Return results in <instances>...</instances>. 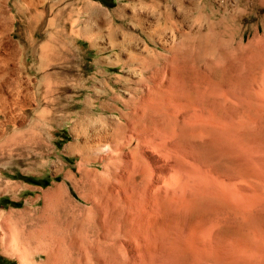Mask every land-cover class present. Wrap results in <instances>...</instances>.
<instances>
[{
    "label": "rangeland",
    "instance_id": "obj_1",
    "mask_svg": "<svg viewBox=\"0 0 264 264\" xmlns=\"http://www.w3.org/2000/svg\"><path fill=\"white\" fill-rule=\"evenodd\" d=\"M255 5L0 0V264H87L80 245L110 225L123 263H191L168 249L187 243L191 217L206 240L225 230L227 248L245 245L238 264H264V6ZM238 10L250 16L236 26ZM227 160L244 174L229 176ZM150 215L169 234L150 252L145 230L138 251L127 233Z\"/></svg>",
    "mask_w": 264,
    "mask_h": 264
},
{
    "label": "bare ground",
    "instance_id": "obj_2",
    "mask_svg": "<svg viewBox=\"0 0 264 264\" xmlns=\"http://www.w3.org/2000/svg\"><path fill=\"white\" fill-rule=\"evenodd\" d=\"M40 2V1H39ZM242 2H243V4L244 5H246V6H248V7H254V5L257 3L258 5H263L264 6V0H242ZM89 5V4H88ZM87 5V6H88ZM203 5L204 4H202V6L200 5L199 7H197V12L198 11H201L202 10V8H203ZM240 6H241V4H240ZM245 6V7H246ZM256 6V5H255ZM247 7V8H248ZM244 8V7H243ZM196 9V8H195ZM245 9V8H244ZM96 11H97V13H98V11H100V10H98V9H93V13H96ZM239 11V10H238ZM237 11V12H238ZM249 11V10H248ZM94 15V14H93ZM92 15V16H93ZM104 15V14H103ZM255 15V14H254ZM248 16H250V13H248V12H245V10H241V11H239L237 14L235 13V15L234 16H232V17H230L229 18V20L231 21V22H233L236 26L238 25V23L237 22H240V21H242L244 18H247ZM165 17V16H164ZM94 18V17H93ZM163 19V18H162ZM36 20V19H35ZM170 21V20H169ZM161 24V23H160ZM165 27V26H164ZM163 27V28H164ZM161 28V27H160ZM166 30H167V28H165ZM228 29V28H227ZM226 29V30H227ZM156 30V29H155ZM165 30V31H166ZM161 31H163V32H165L164 31V29L163 30H161ZM159 32V31H158ZM257 32V31H256ZM255 32V33H256ZM164 34V33H163ZM162 34V35H163ZM195 35H197V37H199V36H202L203 34L202 33H200L199 31H197V32H195L194 33V36ZM182 36V35H181ZM192 37V36H191ZM189 38H190V36H189ZM188 38V39H189ZM41 46V45H40ZM16 86V85H15ZM7 93V92H6ZM2 98L4 99V97H3V95H2ZM191 98V97H190ZM264 98V97H263ZM191 100V99H190ZM5 102V101H4ZM8 104V103H7ZM175 104V103H174ZM3 105V104H2ZM264 105V104H263ZM178 107V106H177ZM257 107V106H256ZM6 109V108H5ZM51 110V109H50ZM199 110V109H198ZM11 113V112H10ZM39 113V112H38ZM187 113V112H186ZM12 115V114H11ZM189 115V114H188ZM10 118H12L11 116H10ZM9 118V119H10ZM183 119V118H182ZM194 119V118H193ZM12 120V119H11ZM13 121V120H12ZM9 122V121H8ZM13 124V123H12ZM166 126V125H165ZM191 132V131H190ZM202 132V131H201ZM203 135H204V133H203ZM206 137V136H205ZM12 138V137H11ZM190 140V139H189ZM190 144V143H189ZM191 145V144H190ZM197 145H199V144H197ZM240 147V146H239ZM197 149V148H196ZM205 149V148H204ZM202 147H199V153H206L207 151H205ZM208 150V149H207ZM159 151V150H158ZM226 151V150H225ZM241 153V152H240ZM217 154V153H216ZM200 155V154H199ZM207 155V154H206ZM203 156V155H202ZM224 157L225 156H223V160H224ZM210 158V157H209ZM213 159H214V157H212ZM225 160H226V158H225ZM262 160H263V158H262ZM224 162V161H223ZM221 163L220 164V166H221V168L223 169V170H225L226 171V173L227 174H229V176H238L239 175V173H241V172H243V171H241V166L239 167L238 166V163H236V162H232L231 160H227L226 161V164L225 163ZM261 162V161H260ZM251 163V162H250ZM206 166H208V165H206ZM209 169V168H208ZM245 172V171H244ZM244 172H243V174H244ZM225 174V173H224ZM242 174V173H241ZM212 177V176H211ZM239 177V176H238ZM214 178V177H213ZM220 180V179H219ZM226 180V179H225ZM246 181V180H245ZM221 182H222V180H221ZM230 183V182H229ZM254 183V182H253ZM222 184V183H221ZM224 184H226V183H223L222 185H224ZM233 184V183H232ZM239 184V187H238V185H237V187H238V189L240 188V190H241V185H240V183H238ZM255 184V183H254ZM236 185H234V187H236ZM248 185V184H247ZM213 186V185H212ZM227 186V185H226ZM226 186H225V188H226ZM218 187V186H217ZM233 187V185L231 186V187H228L227 189H230L231 190V188ZM237 187H236V189H237ZM258 187V186H257ZM192 188H193V192H192V205H193V203H194V201H195V199H196V196H197V193H198V191L200 190V187H199V189H198V186H197V184L195 183V182H193L192 183ZM219 188V192L220 191H223L224 190V188H221L220 189V187H218ZM218 188L216 189V187H215V189L214 190H216L217 192H218ZM244 188V187H243ZM210 189V188H209ZM234 188H232V190H233ZM236 189H234V190H236ZM260 189H261V187H260ZM244 191H245V188H244ZM247 191V190H246ZM252 191H254V190H252ZM261 191V190H260ZM188 192V191H187ZM216 192V193H217ZM231 192V191H230ZM240 193V192H239ZM241 193H242V190H241ZM240 193V194H241ZM249 193V192H248ZM254 193V192H253ZM256 193V192H255ZM259 194H260V192H258ZM218 194V195H217ZM216 195V197H218L219 196V193H217ZM222 194H225L226 196H227V194L228 193H222V192H220V197H221V195ZM243 194V193H242ZM235 196V193L234 194H232L231 193V196ZM252 195V194H251ZM215 196V195H214ZM226 196H224V197H226ZM244 196H246V194L244 195ZM244 196L243 197H241V199H244ZM254 196V195H253ZM189 197V196H188ZM228 197V201H230L229 200V197H230V195H228L227 196ZM246 197H248V196H246ZM255 197V196H254ZM256 197H257V194H256ZM262 197V196H261ZM237 198H238V195H237ZM236 198V199H237ZM240 198V197H239ZM238 198V199H239ZM249 198V197H248ZM188 199V198H187ZM232 199H235V198H233L232 197ZM231 199V200H232ZM252 199V198H251ZM256 199V198H255ZM259 199V198H258ZM219 200V199H218ZM249 200V199H248ZM257 200V199H256ZM254 201V200H253ZM197 201H195V203H196ZM219 202H220V200H219ZM238 202V201H237ZM244 202V201H243ZM247 202V201H246ZM261 202V201H260ZM263 202V201H262ZM87 203H88V201H87ZM117 203V202H116ZM115 203V204H116ZM128 203V202H127ZM187 203H189V202H187ZM242 203V202H241ZM258 203V202H257ZM264 203V202H263ZM224 204V203H223ZM117 205V204H116ZM263 205V204H262ZM93 206H96V204H93ZM168 206H169V204H168ZM228 206H229V204H228ZM244 206H246V205H244ZM243 206V207H244ZM250 206V205H249ZM224 207V206H223ZM260 207H261V205H260ZM264 207V206H263ZM263 207H261L260 209H263ZM216 208V207H215ZM226 208V207H225ZM237 208H240V207H237ZM251 208V207H250ZM221 209V208H220ZM245 209V208H244ZM253 209V208H252ZM256 209H258V208H256ZM193 210V209H192ZM219 213V212H218ZM195 214H196V212H195ZM156 215V214H155ZM151 217H148L149 219L146 221V223H144L143 225H142V223H141V216L140 217H136V218H133V219H135V225H134V227H132V226H130V228L132 227L133 229H131V233H127L128 235H127V237H129V238H131L132 239V244L135 246V248L138 250V251H141V243L142 242H145V240L143 239L144 237H145V233H144V231L146 230L147 231V229L153 234V237H155L154 238V240L156 241V242H154V241H150V243H146V245H147V249H148V251H152V250H155V248L157 247V245H159L160 243H162V241H161V239H162V237L164 236V235H168L169 234V231H168V229H167V227L166 226H163L162 224H161V221L163 220H157L156 219V217H154V216H152V215H150ZM215 216V215H214ZM133 217V216H132ZM180 218V217H179ZM182 220V219H181ZM131 221H133V220H131ZM170 222V221H169ZM189 222H190V232H189V237H188V240H187V243H185V245L184 246H182L181 247V249H179V247L181 246V243H179L180 244V246H179V244L177 245L176 244V246H175V243H174V241L176 240H173V239H171V240H169L168 241V249L170 250V252L171 251H178V253L180 252V253H182V254H187V256L190 258V261H191V263H183V264H238V260H241V259H239L240 258V255L242 256V254H240V253H242V252H244L243 254L244 255H246V253L248 252L249 253V251H247V252H245L244 251V247H245V245H244V247L243 246H241L240 244H239V240L238 239H232V242H231V244H230V246H229V248H227L226 247V245H225V243H224V237L226 236V234H225V230H222L221 232H220V234L217 236V238H216V241H214V242H212L211 240H206L205 238H203L202 236H201V234L199 233V232H201V231H199L198 229V227H196V224H194V222H193V218L191 217L190 219H189ZM202 224V223H201ZM128 225V224H127ZM144 225L146 226V229H144ZM171 226V225H170ZM107 229H106V231L103 233V234H101V235H98V233L96 232L95 233V237H94V240L92 241H90V243L88 244V243H84V244H81L80 245V248L82 249V250H85V249H89L87 252H85V256H86V259H85V263H87V264H152V263H123V254H122V252H123V250H121V248H120V245H119V243H118V236H119V232L118 231H116V229L115 230H112V226L110 225V226H108V227H106ZM169 228V227H168ZM198 228V229H197ZM204 228V227H203ZM105 229V228H104ZM98 231V230H97ZM127 231H129V230H127ZM145 231V232H146ZM149 231H148V233H149ZM229 231V230H228ZM135 232V233H134ZM134 233V236L135 237H132L130 234H133ZM147 233V232H146ZM228 233V232H227ZM230 233V232H229ZM261 233V232H260ZM144 234V237L142 236ZM205 235V234H204ZM229 235V234H228ZM93 236H94V234H93ZM121 236V235H120ZM174 236V235H173ZM125 237V236H124ZM211 237V236H210ZM230 237V236H229ZM98 238H101V239H98ZM129 238H128V241H129ZM214 238V237H213ZM212 238V239H213ZM236 238H238V237H236ZM145 239H147V237L145 238ZM152 239V238H151ZM205 239V240H204ZM226 239L228 240V238L226 237ZM50 240H52V239H50ZM148 240V239H147ZM146 240V241H147ZM163 240V239H162ZM241 240V239H240ZM124 241H125V239H124ZM226 241V240H225ZM50 242V241H49ZM55 242V241H54ZM126 242V241H125ZM154 242V243H153ZM182 242V241H181ZM184 242V241H183ZM245 243V242H244ZM264 243V242H263ZM127 244H128V242H127ZM228 244V243H227ZM56 245V244H55ZM177 246H178V248H177ZM228 246V245H227ZM241 246V247H240ZM258 247V246H257ZM243 249V251L241 252L240 250H242ZM249 248V247H248ZM134 249V248H133ZM157 249V248H156ZM168 250V251H169ZM258 251V250H257ZM144 253V252H143ZM168 253V252H167ZM173 253H176V252H173ZM172 253V254H173ZM258 254V253H257ZM262 254V253H261ZM167 256V255H166ZM247 256L249 257V254H247ZM172 257V256H171ZM176 257V256H175ZM180 257V256H179ZM187 257V258H188ZM84 258V257H83ZM78 259H80V258H78ZM182 259V258H181ZM174 260V259H173ZM177 260H179L177 257H176V260H174V261H177ZM248 260V259H247ZM91 261H95V262H99V263H92ZM182 261V260H181ZM206 261H209V262H212V263H207ZM101 262V263H100ZM177 262H179V261H177ZM184 262V261H183ZM154 264V263H153ZM157 264V263H156ZM158 264H160V263H158ZM162 264V263H161ZM163 264H165V263H163ZM246 264V263H245ZM254 264V263H253Z\"/></svg>",
    "mask_w": 264,
    "mask_h": 264
},
{
    "label": "crops",
    "instance_id": "obj_3",
    "mask_svg": "<svg viewBox=\"0 0 264 264\" xmlns=\"http://www.w3.org/2000/svg\"><path fill=\"white\" fill-rule=\"evenodd\" d=\"M89 3V2H88ZM87 3L84 4V10H85V6H86ZM91 4V3H90ZM86 11V10H85ZM87 12V11H86Z\"/></svg>",
    "mask_w": 264,
    "mask_h": 264
}]
</instances>
